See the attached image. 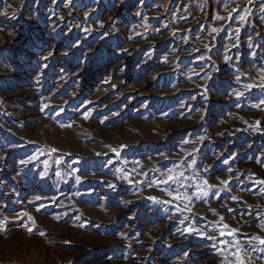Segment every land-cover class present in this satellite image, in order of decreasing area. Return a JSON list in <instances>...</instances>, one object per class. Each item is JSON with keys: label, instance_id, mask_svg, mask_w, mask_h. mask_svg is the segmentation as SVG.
Listing matches in <instances>:
<instances>
[{"label": "rangeland", "instance_id": "obj_1", "mask_svg": "<svg viewBox=\"0 0 264 264\" xmlns=\"http://www.w3.org/2000/svg\"><path fill=\"white\" fill-rule=\"evenodd\" d=\"M0 264H264V0H0Z\"/></svg>", "mask_w": 264, "mask_h": 264}, {"label": "snow or ice", "instance_id": "obj_2", "mask_svg": "<svg viewBox=\"0 0 264 264\" xmlns=\"http://www.w3.org/2000/svg\"><path fill=\"white\" fill-rule=\"evenodd\" d=\"M13 15H14V13H13ZM205 183H207V182H205ZM210 239H211V237H209Z\"/></svg>", "mask_w": 264, "mask_h": 264}]
</instances>
